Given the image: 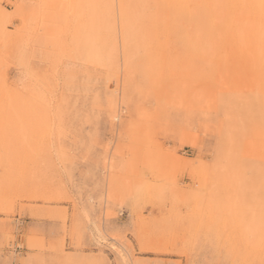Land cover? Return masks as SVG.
I'll use <instances>...</instances> for the list:
<instances>
[{
	"label": "rangeland",
	"instance_id": "rangeland-1",
	"mask_svg": "<svg viewBox=\"0 0 264 264\" xmlns=\"http://www.w3.org/2000/svg\"><path fill=\"white\" fill-rule=\"evenodd\" d=\"M24 238L97 251L80 264H264V10L0 0L1 264Z\"/></svg>",
	"mask_w": 264,
	"mask_h": 264
},
{
	"label": "crops",
	"instance_id": "crops-1",
	"mask_svg": "<svg viewBox=\"0 0 264 264\" xmlns=\"http://www.w3.org/2000/svg\"><path fill=\"white\" fill-rule=\"evenodd\" d=\"M23 243V249H15V253H21L22 260H15L12 264H63L66 257H70L73 261H83L86 260L87 262L92 261L94 258V254L97 253L96 250H89L84 249L82 251L76 250L75 248H72L69 246V240L67 239L65 241V253L70 254H62L60 253L59 245L54 248V250H48L43 252H37V251H29L26 248V239L24 238L22 240ZM30 253L31 256L29 258H26V254ZM109 260H113V257H110L108 253H105ZM140 258L143 259H151V258H159V259H167L168 257H162V256H154V255H137ZM168 259H175V258H168ZM1 264V262H0ZM80 264V263H78ZM89 264V263H88ZM103 264L105 262L103 261ZM111 264H115L114 261L111 262Z\"/></svg>",
	"mask_w": 264,
	"mask_h": 264
},
{
	"label": "bare ground",
	"instance_id": "bare-ground-1",
	"mask_svg": "<svg viewBox=\"0 0 264 264\" xmlns=\"http://www.w3.org/2000/svg\"><path fill=\"white\" fill-rule=\"evenodd\" d=\"M234 1V0H233ZM255 4H257L262 10H264V0H252ZM239 4V3H238ZM262 16V15H261ZM261 19V18H260ZM258 38V37H257ZM246 58V57H245ZM262 91V90H261ZM115 117V116H114Z\"/></svg>",
	"mask_w": 264,
	"mask_h": 264
}]
</instances>
